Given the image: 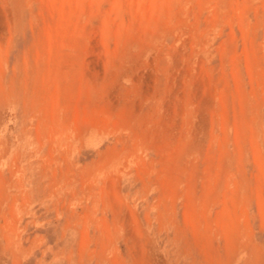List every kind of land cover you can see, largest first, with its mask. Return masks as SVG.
I'll list each match as a JSON object with an SVG mask.
<instances>
[{
  "label": "bare ground",
  "instance_id": "bare-ground-1",
  "mask_svg": "<svg viewBox=\"0 0 264 264\" xmlns=\"http://www.w3.org/2000/svg\"><path fill=\"white\" fill-rule=\"evenodd\" d=\"M3 1L5 3L6 11H0V33L3 35L2 41H7V47L0 52V264H5L8 257L11 255L15 264H23V261L27 259V255L33 251L36 242V239L30 241V238L28 237L30 231L29 228L31 225L39 226L40 228L42 224L38 223L36 219L38 211L31 212L35 206V202L31 196L33 192L27 188V182L29 180L27 178V172L23 166L24 158L22 156L21 148L17 147L19 137L18 135H14L17 121L19 119L20 104L22 103L20 92L17 91L18 89L14 84L15 75H9L10 57L11 52L14 49V40L17 34V20L14 9L10 5V1ZM156 2L157 0H155L154 10L151 15L147 19L145 18L144 21H141L138 29L135 30L131 24V28L127 31V39L123 40L122 37L117 39L115 51L113 50L114 52L108 53L107 61L105 63L100 64L102 61L89 60V58L84 59L83 62L81 61V64L79 62L71 63V60L73 59H69L71 56L66 54L68 57L65 56L66 58L59 63V67L54 71L52 81H49L48 83L45 79L42 82H37L38 86L31 94V96L33 95L34 97L38 94L39 90L46 91L53 89L54 91V95L51 93L53 92L52 90L48 93L49 97L52 95L51 99L53 96L56 98L55 100L54 98L52 99L54 101L50 111L55 120L58 118V121H56V123L54 122L55 124L53 123L54 125L51 127L48 137L51 141L49 149L53 150L51 152L53 156H55L56 152L58 155L64 152L68 159V155H71L74 149L78 150L77 143L79 141L85 142L86 139L89 143H92L100 137V135L115 138V145L113 148H110V145H105L106 149H118V145H121L119 150L124 149L121 150L120 153L115 150L111 152L108 151L109 153L104 154V156L98 160V164H101V166L99 165L100 167L97 176L100 177L102 175L104 178L108 177L109 181L106 182L103 187H100V184V190L97 193L95 192L96 195H101L105 202L104 207L106 205L112 211L111 224L113 229H111V225H108L107 223L102 224L105 226V229L110 236H107V239L112 242L118 241L123 243L124 250L122 251H124V255L118 246L114 251V255H111V252H109L108 249H104V251L101 250L100 254H97L96 250H90L91 240L89 239L90 236L88 237L87 229H85L82 245H80L76 255L73 251L70 252L67 264H264V244L259 243L256 238V231L254 232L250 223L251 221L249 220L250 215L247 216L248 207L246 208L244 206L243 212L245 213L241 218H237L236 221L232 217H229L231 226H229L227 221L225 222V239L216 225L214 226L212 223L203 225L202 220L201 222L199 220V225L197 227L194 225V231L198 233L197 237L199 236L202 245L195 247L193 244V248L196 250L192 249L191 246L187 249L183 248V250H179L177 244L171 242L165 243L161 246L159 238L156 234L153 235L151 232L152 224L150 220L147 219L148 227H144L140 221L141 219H139L138 215L135 213L136 211L131 210L128 212L125 209L126 202L124 201V198H122L123 195L120 193L125 169L128 168V165H131L136 161L134 159L135 156L146 160L151 150H156L157 155L160 156V162L163 166L170 169L169 174L172 175L174 184L182 185L184 180H186L185 176H189L191 179L190 187L192 194L195 196L196 191L199 192L197 190L199 180L202 177H205L207 180L203 181V187L204 190L208 189L209 199L211 197L214 199L218 197L220 195V189H223L222 187L226 185V189L224 190V202H227L226 196L229 189L232 187L231 181L235 178L236 174L232 170L235 161L233 162L231 155L232 152L230 153L228 150L230 142V139L227 137L229 131L228 115L232 108L234 109L237 98L240 99L244 113L246 115L251 114V124L253 125L254 135L259 136L261 133H264L262 123L263 118L259 112L260 107L255 105V107H252L251 111L249 110L250 113L247 111V106L250 104L251 97L248 94L247 83L245 81L246 77L242 71V52H240L241 49H239V41L236 36L235 28L236 19L239 18L238 22L243 36H253L251 38L250 48L254 54H257L255 53L257 51L255 49L256 38L259 34V30L264 27V0H243L242 4L240 0H160V3L157 4ZM252 14L255 19V26H253V20L251 21ZM136 25L137 24L133 26ZM252 26L255 27L253 32H251ZM226 27L230 28V30H228L229 32L226 31ZM108 41L109 39L107 40V44L109 43ZM68 42L70 45V41ZM260 45L264 49V36ZM93 50L96 51L97 49ZM249 50L247 40L245 39V53L247 54V59L250 61L249 76L251 79L252 91L254 92V96H258L259 93H257L254 84L256 76L255 70L257 66L254 65ZM72 51L74 50L72 49ZM72 53L73 55H76L74 52ZM76 56H78V53ZM39 61L41 62V60ZM54 62L57 63L56 60ZM231 72L233 74L235 93H233V89L231 88L233 85L231 83L232 79L230 78L232 77ZM262 72V77H264V70ZM75 76H79L81 79L80 87L77 92L75 91V86H77L75 84L78 78L76 79ZM37 77L39 79V76ZM41 94L43 95L42 92ZM35 97L33 99H36ZM43 101L44 100H42L41 103H43ZM61 103L64 104L62 109ZM33 105L31 106L33 107ZM37 109L38 113H40L41 111L39 112V108ZM48 115L49 112L47 113V116ZM220 118L222 120L221 125L219 123ZM220 129L226 135L225 140L221 142L219 141L218 135ZM40 141V144L42 143L40 146L44 145L46 142L42 139ZM239 144L241 148L244 147L242 138L239 140ZM127 149H135L136 154L131 153L128 155V159H125V156L123 155L126 153ZM243 156L245 155L243 154ZM203 159L204 162H207V166L201 170ZM217 163L219 164L220 169L215 174L214 171L217 168ZM153 165H155L154 161L148 165L145 164L144 170H148L149 166ZM38 168L41 167L39 166ZM55 173L56 172H53L54 176ZM93 173L90 172V178L93 176ZM61 174L59 173L58 175ZM69 175H73V172L70 170L65 171V177H68ZM110 181H114L113 187L109 185ZM155 182L157 183V181ZM156 183H154V187ZM68 184L70 183L67 181L63 185H56L55 188L50 191V198L57 194L62 196L69 192L75 197L77 191L72 190V187H68ZM84 186H86V183ZM90 188L92 190L93 187ZM240 190L238 186L237 192L233 191L234 193L232 194H234L235 197L240 196L242 192H240ZM68 197L69 196H67V198ZM246 199H249V197ZM198 201L199 198L194 197V205H197ZM235 201V207H237L239 201ZM249 201H251V199L248 200V202ZM156 203H158V201ZM152 210L153 209H151V211ZM24 212L32 219L27 223L24 221L26 224L21 228L20 224L23 221L22 216ZM172 212L170 214H172ZM206 214L208 217L211 215L210 211L207 210ZM105 217L103 219H105ZM168 218L169 216L167 219ZM252 218L255 219L254 216ZM170 220L171 219H168V222H171ZM174 221L175 220H172V223H174ZM160 223L162 224L163 222L160 221ZM160 229L159 232L161 231ZM67 230L68 229L65 227V233ZM24 238L26 239V242L30 241L29 243H32L27 249L23 247ZM96 238L99 237L96 236ZM175 239L177 238L175 237ZM179 244L181 245V243ZM120 246L122 245L120 244ZM64 256L62 257L63 259Z\"/></svg>",
  "mask_w": 264,
  "mask_h": 264
},
{
  "label": "rangeland",
  "instance_id": "rangeland-1",
  "mask_svg": "<svg viewBox=\"0 0 264 264\" xmlns=\"http://www.w3.org/2000/svg\"><path fill=\"white\" fill-rule=\"evenodd\" d=\"M9 1H10V5L14 9V12L16 14V20H17V34H16L15 40H14V49L11 52V57H10L9 75H13V74L15 75L14 76V81H15L14 84H15L16 88L18 89L17 91L20 92V95H21L20 98H21V102H22L20 104L19 119L17 121L16 131L14 132V135H16V136L18 135V137H19V143H18L17 147L21 148L22 156L24 158L23 166L25 168V171L27 172V178L29 180L27 182V188H29L33 192L31 196L33 197V200L35 202V206L31 212H34V211L37 212L38 211L36 219H37L38 223L43 224L40 228L44 229V230H48V229L51 230V238L53 239L51 245L46 244V241L44 240V238L42 239V241H37L38 239H36V237L30 236V231H29L28 237L30 238V241L36 239L37 244L35 242L36 246L34 244L33 251L27 255V259L25 260L26 261L25 264H67V259L69 258L68 255H70V252L73 251L76 255L77 251L79 250L80 245H82L83 237L85 235L84 234L85 229H87L88 237L90 236L89 239L91 240L90 250H96L97 254H100L101 250L104 251V249H108V251L111 252L110 254L114 255V251H115L116 247L118 246L120 248V250L122 251V250H124V245H123V243L118 242V241H117L118 242L117 243V242H112L111 240H108L107 236H109V235L105 229V226L102 225L104 223H107L108 225H111V229H113L112 224H111V219H112L111 209L109 207H107L106 205L104 207L105 202L102 199L100 194H98V195L95 194V192L97 193L100 190V188H99L100 184H101L100 187H103V186H105V183L109 181L108 177L104 178V176H102V175L100 177L97 176L98 171H99V167L101 166V164H98V160L100 158H102L104 156V154H106V153H109V152L114 151V150L117 151L118 153H120L121 150H124V149L119 150L121 145H118V149H109V150L106 149L105 145H108V146L110 145L109 147L113 148V146L115 145V138L100 135V137H98L92 143H89V141H87L86 139H85V142L79 141L77 143V149L78 150L74 149L72 151V154L68 155V159H67L66 153H64V152H62V154H60V155H58V153L56 152L55 156H53L51 153L53 150L49 149L51 141H50V138H48V137H49V134L51 131V127H53V125L56 123V121H58V118H56L57 120H55V118L53 117V115L51 114V111H50V108L52 107L53 101L56 99L54 96H53L54 100H52L53 98L51 99L52 95H54V91H53V89H50L53 92H51L50 90H46L47 91L46 92V91L38 89L39 90L38 94L35 95L36 97L34 96L36 99H33L34 97H33V95L31 96V94H32L33 90L36 89V87L38 86L37 82H42L45 79H46L45 81H47L48 83H49V81H52V79L54 77L55 69L59 67V63L62 62L63 59L68 57V56H66V54L67 55L69 54L71 56L69 59H73V60H71V63L79 62L81 64V61L83 62V60L86 58H89V60H95V61L100 60V61H102L100 64L105 63L107 61L108 53L115 51L117 39L119 37H122L123 40L127 39V37H128L127 31L129 28H131V24H132V27L136 30L140 27L141 21H144L145 18L147 19L151 15L152 11L154 10L155 0H9ZM240 2L242 4L243 0H240ZM13 3L15 4V6ZM21 3H22V5H21ZM157 3H160V0H157L156 4ZM121 4H123V5H121ZM0 11H6L5 10V3L3 0H0ZM122 12H124V13H122ZM252 17H253V19H252ZM82 20H83V22H82ZM236 20H237L236 21V27H235L236 28V36H237V39L239 41V49H241L240 52H242V66H243L242 71L244 72V76L246 77L245 81L247 83L248 94L251 97L250 104H248V106H247V109H248L247 111H248V113H250L252 107H255V105L260 107L259 112H260L261 117L263 118V119L262 118L261 119H262L263 130H264V114H263L264 113V102H263L264 101V99H263L264 98V77H262V74H263L262 71L264 70V68H263L264 67V58H263L264 57L263 56L264 49L260 45V43L263 39V36H264V27H262V29L259 30V34L256 38L255 49L257 51L255 53H257V54H254L250 48L251 44L249 42L250 37H253V36L248 35L247 37H249V39L246 36H243L242 30L240 29V25L238 22L239 18H237ZM94 21H95V23H94ZM251 21L254 24L253 26H255V19H254L253 14L251 15ZM76 23H77V26H76ZM135 24H137V25L133 26ZM96 25H97V27H96ZM253 26H252L251 32H253V30L255 29V27H253ZM84 30H85V32H84ZM86 30H87V32H86ZM228 30H230V28L226 27L227 32H229ZM97 31H98V33H97ZM80 33L82 36L80 35ZM2 36L3 35L0 33V43H1L0 44V52L2 51V49L5 50L7 47V41L6 40L2 41L3 40ZM95 38H96V40H95ZM244 38L247 40V45L250 49L249 53H250V56L253 60V63L255 66H257L256 70H255L256 76L254 79V84H255L257 93H259L258 96H254V92L252 91V86H251V81H250L251 79L249 76V73H250L249 72V66H250L249 62L250 61L247 59V56H246L247 54L245 53V39ZM92 39H94V40H92ZM108 39H109V41H108L109 43L107 44ZM68 41H70V45H69ZM77 41H78V43H77ZM63 43H64V45H63ZM92 48L95 50L97 49V50L94 51ZM108 48L110 49V51ZM72 49L74 51H72ZM49 51H50V53H49ZM57 51H58V54H57ZM72 52H74V54H76V55L78 53V56L73 55ZM54 53H56V54H54ZM90 54H92V55H90ZM40 55H41V58H40ZM62 55H63V58H62ZM261 55H262V58H261ZM257 56H258V58H257ZM34 57L36 60L34 59ZM53 57H55V58H53ZM37 59L41 60V62ZM54 59L56 60L57 63L54 62L55 61ZM256 59H257V61H256ZM42 63L45 67L42 65ZM256 63H258V64H256ZM52 65H54V66H52ZM39 66L41 67V69ZM262 68H263V70H262ZM38 69H40V70H38ZM51 70L53 71V74H52ZM45 73H46V75H45ZM37 76H39V79ZM44 76H45V78H44ZM231 76H232V77H230L232 79L231 83L233 84L231 88L233 89L232 90L233 93H235L236 91L234 89L232 72H231ZM75 78L76 79L78 78V80H76V84H75V85H77V86H75V91L77 92L79 87H80V80L81 79L79 76H75ZM47 82H46V84H47ZM258 82H260V83H258ZM64 83H65V81H64ZM35 84H37V85H35ZM33 85H34V87H33ZM41 92L43 93V95L41 94ZM50 92L52 93V95L49 97L48 93H50ZM44 93H46V94H44ZM30 96L33 98H31ZM63 99H64V97H63ZM42 100H44L43 103H41ZM23 102H24V104H23ZM31 102H33V103H31ZM63 103H65V102H63ZM63 103H61V109L64 105ZM260 103H262V104H260ZM30 104L31 105L35 104V105H33V107H32ZM252 105H254V106H252ZM24 107H26L27 109ZM37 108H39V112L41 111L40 113H38ZM25 112H26V114H25ZM48 112H49V115L47 116ZM231 112H232V114H231ZM231 112L228 115L229 116V123H228L229 131H228L227 137L230 139L228 150L230 151V153L232 152L231 155H232L233 162L235 161L233 163L234 167L232 170L236 174L234 173L235 178H233L231 181L232 187H231V189H229V192L227 193V196H226L227 202H224V199H225V196H224L225 191L224 190L226 189V185H224L222 187L223 189H220L219 193L221 196L217 195L218 197H216L215 199L213 197H211L209 199L208 189L204 190V187H203V181L207 180L205 177H202L199 180V183H198L199 187L197 186V188H198L197 190L199 192L196 191L195 196H193V194H192V190L190 187L191 179L189 178V176H185L186 180H184L182 185L174 184L173 183L174 181L172 179V175L169 174L170 169L166 166H163V164L160 162L161 159H160V156L157 155L156 150L150 151V154L146 158L147 161L141 157L135 156L136 158L134 157V159L136 160L135 162H137V163L134 162V163H132L133 165L132 164L128 165V168L125 169V174L123 175V182H122V185L120 188V193H121V195H123L122 198H124V201L126 202L125 209L128 212H130L131 210L136 211L135 213L138 215L139 219H141L140 221L142 222L144 227H148L147 219L150 220V222L152 224L151 232L153 235L156 234V236L159 238V241H161V246H163L165 243L171 242V243H176L179 250H183V248L187 249L190 246L192 249H194L193 248L194 245H195V247H199L200 245H202L201 241L199 240V236L197 237L198 233L194 231L195 230L194 225H196V227H197L199 225L198 224L199 220H200V222L202 220L203 225H205L207 223H212V224H214V226L216 225L218 227L219 231L222 232V234L224 236L225 222L227 221L229 226H231V221H230L229 217H232L235 221L237 220V218H239V217L241 218L243 216V214L245 213V212H243L244 206L246 208L247 207L249 208V209L247 208V210H248L247 216H249V215L251 216V217L249 216V220L251 221L250 223L252 225V228L254 229V232L256 231L255 235H256L258 242L261 244H264V238H263L264 237V199H263L264 198V139H263L264 133L263 134L261 133V135H259V136L254 135L253 125L251 124V114L246 115L244 113V110L241 106V102H240L239 98H237V100L235 101L234 109L232 108ZM237 113H238V116H237ZM23 117L25 120L23 119ZM244 119L248 122H246ZM51 120H53V121H51ZM221 122H222V120L220 118L219 119L220 125H221ZM48 123L50 126L48 125ZM41 127H42V129H41ZM243 127H245V128H243ZM17 131H18V134H17ZM47 131H49V132H47ZM20 133H21V135H20ZM241 133H242V135H241ZM218 135H219V141L220 142L225 140L226 135H225V133H223V131L221 129H220V131H218ZM36 136H38V137H36ZM241 138H242L243 143H244L243 144L244 147H242V148L240 147V144H239V140ZM41 139L46 141L44 143V145H42V146H40L42 144V143L40 144ZM95 143H97V144H95ZM94 147H95V149H94ZM103 147H104V149H103ZM87 150H89V151H87ZM129 150L130 149H127L126 153L123 155V156H125V159H128V157H129L128 155L131 153L136 154L135 149H131L130 151ZM57 151H59V150H57ZM100 151H101V154H100ZM205 151H206V149H205ZM243 154L245 156H243ZM48 155H49V157H48ZM152 156L155 158H153ZM140 159H141V161H140ZM87 160H88V162H87ZM243 160H244V162H243ZM65 161H66V163H65ZM94 161H95V163H94ZM153 161L155 162V165L149 166L148 170L145 169L146 170L145 171L144 165L145 164L148 165ZM202 161L203 162H202V166H201L202 169L201 170H203L207 166V162H204V159ZM238 165H239V167H238ZM39 166L41 168H38ZM90 167H92V168H90ZM50 169H51L52 173L50 172ZM94 169H96V170H94ZM130 169L132 170V172ZM219 169H220V167H219V164L217 163V168L215 169L214 173L216 174L219 171ZM68 170L73 172V175L68 176L69 178L65 177V171H68ZM43 172H45V173H43ZM53 172H56L55 176L53 175ZM58 172L60 174L61 173L62 174L58 175L59 174ZM78 172L80 173V175ZM90 172L91 173L94 172L93 176L91 178L89 176ZM258 175H260V176H258ZM85 176H88V177H85ZM130 176H131V178H130ZM238 176H239V178H238ZM54 178H55V180H54ZM69 179H70V181H69ZM96 179H97V182H96ZM140 179H142V180H140ZM83 180H84V182H83ZM67 181L70 183V184H68V187H70V188L72 187V190L77 191L75 197L72 193L69 192V193L63 194L62 196H60V194H57V195L52 196L50 198V196H49L51 193L50 191H52L56 185H58V184L63 185ZM155 181H157L158 185ZM85 183H86V186H84ZM113 183H114V181H110L109 185L113 187L114 186ZM154 183H156L155 187H154ZM246 184H247V186H246ZM144 185H145V187H144ZM89 186L93 187L92 190ZM238 186H239V190L241 189L240 192L241 191L242 192H241L240 196L235 197V195L232 193L237 192ZM261 187H263V188H261ZM257 188H258L259 192L257 191ZM168 190H169V192H168ZM244 191H247V192H244ZM175 193H177V194H175ZM132 194H134V195H132ZM67 196H69V197L67 198ZM194 197L199 198L197 205H194V203H193ZM247 197H249V199H246ZM58 198H60V199H58ZM250 199H251V201H249L250 202L249 203L248 200H250ZM140 200H142V201H140ZM162 200H163V202H162ZM235 200L239 201L238 202L239 205L237 207H235V203H236ZM53 201H55V202H53ZM157 201H158V203H156ZM178 201H180V202H178ZM89 204H91V205L93 204L92 208H91V205H89ZM86 205H88V206H86ZM167 205H168V207L169 206L170 207L168 208ZM156 206H157V208H156ZM52 208H53V210H52ZM150 208L153 210L151 211ZM180 208H181V210H180ZM89 210H91V211H89ZM206 210L210 211V213H211L210 217H208V215L206 214ZM79 211H80V213H79ZM183 211H184V213H183ZM75 212H77V213H75ZM159 212L162 214H160ZM171 212H172V214H170ZM85 213L88 215H86ZM153 213H155V214H153ZM77 214H79V215H77ZM90 214H91V216H90ZM163 214L165 215V217ZM178 214H180V215H178ZM74 215H75V217H74ZM151 215H152V217H151ZM162 215H163V217L161 218ZM84 216H85V218H84ZM168 216H169L168 219H171L170 220L171 222H168V219H167ZM253 216L255 219L252 218ZM22 217H23V221L20 224L21 228L23 226H25V224L27 222H29L30 219H32L25 212L23 213ZM104 217H105V219H103ZM152 218H154V219H152ZM256 218H257V220H256ZM73 219H75V220H73ZM109 219H110V221H109ZM88 220H90V221H88ZM172 220H175L174 223H172ZM79 221H81V222H79ZM160 221L163 222L162 223L163 225L160 223ZM65 222H66V224H65ZM93 222H94V224H93ZM88 223L90 224V226ZM100 225H101V227H100ZM32 226L34 228H37V227L39 228V226H35V225H31L30 228ZM65 227L68 229L66 233H65ZM74 227L77 231L74 229ZM94 227L96 228V230ZM30 228H29V230H30ZM255 228H258V229H255ZM159 229L161 230L160 232H159ZM182 229H183V231H182ZM187 229H188V231H187ZM155 231H156V233H155ZM259 232L261 235L259 234ZM64 233H65V235H64ZM81 235H83V236H81ZM96 236L99 238H96ZM160 236H161V240H160ZM174 236L177 239H175ZM189 236H191V237H189ZM184 237L186 238V240ZM25 238H26V236H25ZM25 238H24L23 247L25 249H27L29 247V245H31L32 243H29L30 241L26 242ZM165 238H166V240H165ZM223 238L225 239V236ZM174 240H176V241H174ZM187 241H188V243H187ZM179 243H181V245ZM120 244L122 246H120ZM197 244H199V245H197ZM54 246H58L57 249H53L52 247H54ZM98 249H100V250H98ZM194 250H196V249H194ZM57 251L58 252L60 251V252L58 253ZM122 254L124 255V251H122ZM49 255H50V258H49ZM63 256H64V259L62 258ZM74 262H75V260H74Z\"/></svg>",
  "mask_w": 264,
  "mask_h": 264
},
{
  "label": "crops",
  "instance_id": "crops-1",
  "mask_svg": "<svg viewBox=\"0 0 264 264\" xmlns=\"http://www.w3.org/2000/svg\"><path fill=\"white\" fill-rule=\"evenodd\" d=\"M251 38L252 37H250V39H249V37H248L250 43H251ZM30 236L31 237H36V239H38L37 241H42V239L44 238V240L46 241V244H50V245L52 244V241H53V239L51 238V230H49V229L48 230H44V229H41V228H38V227L37 228L31 227L30 228ZM57 247L58 246H54L52 248L53 249H57ZM49 258H50V255H49ZM14 262L15 261H14L12 255H11V256L8 257V259H7L5 264H15ZM25 263H26V261H23V264H25Z\"/></svg>",
  "mask_w": 264,
  "mask_h": 264
}]
</instances>
